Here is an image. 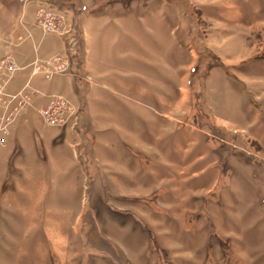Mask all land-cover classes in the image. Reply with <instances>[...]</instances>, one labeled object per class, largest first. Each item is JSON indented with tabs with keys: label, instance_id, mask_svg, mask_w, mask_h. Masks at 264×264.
<instances>
[{
	"label": "rangeland",
	"instance_id": "374dc122",
	"mask_svg": "<svg viewBox=\"0 0 264 264\" xmlns=\"http://www.w3.org/2000/svg\"><path fill=\"white\" fill-rule=\"evenodd\" d=\"M86 1L74 4L84 11ZM93 1L111 14L93 55L81 26L60 11L61 37H74V44L65 42L55 55L69 59L61 74L74 64L83 76L75 85L82 97L52 94L46 103L59 95L75 115L47 126L29 114L20 136L19 154L39 161L27 163L43 173L38 187L59 192L51 202L58 210L23 211L25 229L53 214L52 227L43 228L52 235L10 243L11 257L33 253L42 264H264V0ZM0 2V13L7 5L20 13L21 2ZM0 34L2 45L19 36ZM99 58L106 72L90 73L85 65ZM162 167L174 180L145 192L143 171L155 183ZM184 169L198 173L194 202L179 188ZM179 198L199 205L187 231L170 223ZM4 205L0 223L19 236L20 212Z\"/></svg>",
	"mask_w": 264,
	"mask_h": 264
},
{
	"label": "crops",
	"instance_id": "0c3cea01",
	"mask_svg": "<svg viewBox=\"0 0 264 264\" xmlns=\"http://www.w3.org/2000/svg\"><path fill=\"white\" fill-rule=\"evenodd\" d=\"M17 1L19 3L21 2V9L20 13H16V16L12 15L11 7L8 5L3 6V13H0V17L4 18V21L1 23L2 31L0 32L4 33V36H11V34L16 32L19 35L18 40L15 41V43H13L14 41H8L5 45L0 43V58L6 54H11L16 59L15 55L12 53V50L15 49L17 53L16 61L21 66V69L16 72V74L9 80L6 87L7 92H16L25 84H28V86H30V88L33 90V93L31 96V105L20 112L15 120L9 124L8 133L6 136H4L3 142L0 143V205L2 207L4 203V206H6L7 209L10 208L19 211L21 220L18 224L20 227L19 236L13 234V232L16 233L17 229H12L10 231V228L7 227L5 223H0V249L4 248L3 250H0V260H3L4 264H15V260L17 261V259V262H21V264H30L31 260L35 259L37 264H42V260L38 258L36 254L33 256V253H29V256L27 255V257H24L22 256L24 254L23 252H18V256L11 257L15 250L12 249L14 246H12L10 243L38 242L37 236L40 238L39 241H42L44 236L49 234L50 236L52 235L49 233V231H47L49 234H47V232L45 233L43 228L52 227L54 222L53 214H51V218H49L48 215L46 217H41V219L38 218L40 220L37 219L35 223H30L33 228L31 229V232H27L28 230H26L25 227L27 226L26 228H28L29 222L23 218V211L32 210L35 205V208L37 209L38 206V209L41 211H45L47 208L49 210L51 209L56 211L59 208L58 205L53 209V203H51L53 200H57V195L59 192H54L53 190L42 191V189L38 187V180L42 178L43 173L38 172L40 170L39 166L34 165L33 167H30V165L27 164L34 162L38 163L39 161L36 158L31 159L29 154L25 155L24 152L19 154V152H22L21 147L19 146H22L23 144L20 136L22 132L26 130L25 125L27 122V116L32 113L37 114L36 110L42 107L46 103L48 97L52 94H63L68 98H81V93L78 94L75 91V85H78L77 83H79V85L82 83L81 78L83 76L79 75L77 69L75 70L74 64L71 66L72 70H69L65 74L54 75L49 80L45 79L41 74L32 73L31 63L33 61H45L53 57L55 54L65 51V42L69 41V38H63L61 36L59 37L55 34L47 36V34L43 31H40L38 28H34L37 26L34 21V12L37 6L43 4H50L49 6L54 8L56 11L66 12L68 18L71 20H76L78 25L81 26L83 34L86 37L85 40L87 43V50L90 51L92 55V50L96 48L97 44L95 37L99 35L98 33H102L101 22L107 19L111 14L108 12V10H106V8L108 9L109 7H102L100 4H95V1L93 0H87L85 2L89 5H86L87 7L85 6L86 9L84 11L80 10V7H78L79 5L74 4L75 0ZM0 4H2V2H0ZM110 7H113V5H110ZM22 36H24V41L21 43L20 40H22ZM0 41H2L1 37ZM93 59L92 61L89 60V62H87L85 65L87 70L90 73L100 75L105 73L107 63L105 61L102 62L101 58H99L98 62ZM77 80H79V82H77ZM67 143L66 146L71 147V144ZM145 144L150 146L148 141H145ZM164 144L165 143L153 146L163 147ZM162 152L160 150V154H162ZM167 153L168 151H166L165 147L163 152V161H165V163L168 162ZM54 154L56 153L54 152ZM53 158L58 161L61 160L57 155H54ZM199 158L200 156L198 155H196L195 158L192 157L189 161V165L185 166V169L188 167L191 168L192 164ZM167 165H170V159ZM185 169L180 170L178 174L180 177L178 178L180 185L179 188H182L181 194H183V196L188 201L191 200L194 202V200L197 198V186L200 185V182L195 180L198 178V173L191 170L187 175ZM30 170H32L30 178H28V176L24 177L23 173L25 175V171ZM165 170L166 169L164 167L160 168L157 181L155 183L153 180H150V172L143 171L142 176H140L139 183H143L144 186H148V188H145V192L152 191L153 189L159 190L162 183H171L174 180V177H172L168 171L165 172ZM17 178L19 179L18 183H13V180ZM154 178L155 177H152V179ZM34 185H36V187ZM179 188H177V190H179ZM178 200V204L175 207L176 210L173 209L174 212L172 214V220L170 223L179 224V227L182 231H187V227H189L190 224L189 219L192 217V214L198 212L199 205L198 203H189V205H187L181 198ZM49 204L50 207L52 206L51 208L49 207ZM216 209L218 210V207ZM50 219L51 221H49ZM36 229L39 230L38 232L40 234H36ZM34 234L36 236H34ZM8 244L10 245L8 246ZM27 260L30 261L27 262Z\"/></svg>",
	"mask_w": 264,
	"mask_h": 264
},
{
	"label": "built area",
	"instance_id": "2783aa9c",
	"mask_svg": "<svg viewBox=\"0 0 264 264\" xmlns=\"http://www.w3.org/2000/svg\"><path fill=\"white\" fill-rule=\"evenodd\" d=\"M34 21L44 33L60 36L63 34L64 16L60 11L39 5L34 12ZM68 63V56L65 55H54L53 58L45 61L35 60L31 63L32 73L41 74L49 80L54 75L64 73L68 68ZM20 69L21 66L11 54H6L0 58V143L3 142L4 136L8 133L9 124L25 107L31 105L33 90L28 84L14 93H9L6 90L9 80ZM37 113L47 126H62L75 115V110L68 100L59 95H54L43 107L38 108Z\"/></svg>",
	"mask_w": 264,
	"mask_h": 264
},
{
	"label": "trees",
	"instance_id": "16d2710c",
	"mask_svg": "<svg viewBox=\"0 0 264 264\" xmlns=\"http://www.w3.org/2000/svg\"><path fill=\"white\" fill-rule=\"evenodd\" d=\"M69 41H70V44H71V45L74 44V42H73V41H74V38L70 37V38H69ZM72 48H73V47H72ZM72 48L69 46L68 51H69V55H70L71 59L74 60V59H75V57H74V53H75V52H74V49H72Z\"/></svg>",
	"mask_w": 264,
	"mask_h": 264
}]
</instances>
